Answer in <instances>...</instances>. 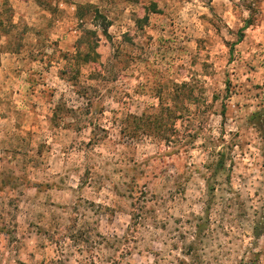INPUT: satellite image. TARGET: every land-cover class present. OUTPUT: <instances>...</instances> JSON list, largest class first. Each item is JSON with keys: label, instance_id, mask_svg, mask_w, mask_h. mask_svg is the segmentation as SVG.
Here are the masks:
<instances>
[{"label": "rangeland", "instance_id": "rangeland-1", "mask_svg": "<svg viewBox=\"0 0 264 264\" xmlns=\"http://www.w3.org/2000/svg\"><path fill=\"white\" fill-rule=\"evenodd\" d=\"M251 260L264 0H0V264Z\"/></svg>", "mask_w": 264, "mask_h": 264}, {"label": "trees", "instance_id": "trees-1", "mask_svg": "<svg viewBox=\"0 0 264 264\" xmlns=\"http://www.w3.org/2000/svg\"><path fill=\"white\" fill-rule=\"evenodd\" d=\"M225 114V110H222V115H224ZM214 152H216V154L218 155V158H216L213 162H212V164L214 165H216V167L218 168V169H225L226 167H225V160H224V158H223V156L225 155V151L223 150V151H221V149H218L217 151H215L214 150ZM211 164V165H212ZM211 165H209V167L211 166ZM245 264H257L256 263V261L255 260H251V261H249V262H247V263H245Z\"/></svg>", "mask_w": 264, "mask_h": 264}]
</instances>
